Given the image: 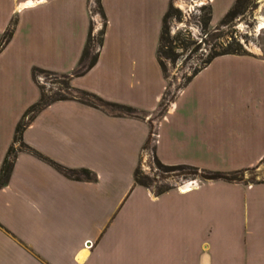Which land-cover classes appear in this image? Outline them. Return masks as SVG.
Wrapping results in <instances>:
<instances>
[{"label": "crops", "instance_id": "1", "mask_svg": "<svg viewBox=\"0 0 264 264\" xmlns=\"http://www.w3.org/2000/svg\"><path fill=\"white\" fill-rule=\"evenodd\" d=\"M171 2L100 0L104 33L97 59L83 75L71 78L70 85L141 115L113 116L64 100L33 117L21 135L33 153H17L7 185L0 188V264H264V182L215 180L194 190L168 189L158 195L135 184L149 135L156 138L152 154L165 166L232 173L264 157V35L257 53L219 56L201 69L153 128L167 87L156 53ZM207 3L213 25L235 0ZM180 9L189 11L187 6ZM0 13L5 14L0 35L11 19L16 22L0 51L1 168L17 123L40 98L32 69L71 74L92 25L90 0H0ZM13 45L20 58L50 49L69 67L26 62L35 98L9 122L5 93L14 74L8 70L20 63L17 54L9 55ZM35 45L41 50L34 51ZM231 62L236 63L229 66ZM215 64L221 69L215 71ZM96 72L110 84L108 92L79 83ZM220 72L236 78L239 92L228 82L215 89ZM203 77H212L209 87L197 92V99L181 100L184 89ZM149 88L154 102L139 104L143 101L137 97ZM43 159L65 169L89 170L95 180L68 179ZM221 236L237 243L239 255L217 254L214 239ZM172 242L178 243L173 259L168 255Z\"/></svg>", "mask_w": 264, "mask_h": 264}, {"label": "rangeland", "instance_id": "2", "mask_svg": "<svg viewBox=\"0 0 264 264\" xmlns=\"http://www.w3.org/2000/svg\"><path fill=\"white\" fill-rule=\"evenodd\" d=\"M173 5L184 7H189V11L187 14H184L181 12L180 8L174 7L177 11L181 14V20L176 21L175 18H172L169 23V35L170 37L174 36H184V31L186 30V34H188L189 39L191 42L199 43L200 39H204L205 36H203L202 31V24L201 19L203 17V11H200V8H207L208 3L207 0H172ZM191 1H196V3H199V6H194ZM192 5V7H190ZM90 13H91V25L93 28V36L94 39L98 37L99 31L102 29L104 25V21L100 15V12L98 10L97 6V0H90ZM3 13H0V18H4ZM220 21V20H219ZM261 22H264V0H248V2L243 6L242 10L235 15L231 20L224 26L219 27V22H216L213 25L208 26V30L212 31L214 28H219L216 32L213 33L212 37L210 36L206 38L208 44L202 45L201 49L197 50L195 53H191L192 47H189L187 51H177L176 54H178V60L175 63H171L170 61H166L167 63V70H168V80H167V87L165 90V96L162 100V104L157 110L156 115H160L164 113L166 108H168L171 104V101L173 100L174 96L177 94L175 91L176 86L178 84V78H180L181 74L186 72V70L189 68L191 61L195 58H198L200 56H206L209 54L210 46L213 44H232L233 42H236L241 46V50L243 51V54L246 55H252L253 53L258 52L259 48V41L261 37L264 35V25H260ZM219 37V38H216ZM21 45V43H19ZM16 46V45H15ZM35 45L33 46V50L35 51L37 48L41 50L42 46ZM16 48V47H15ZM97 50V47L95 46L94 52ZM9 55L12 56L13 54H17L18 58H20V55L14 51V45L9 49ZM11 52V53H10ZM189 56L190 60L187 59L184 62V59ZM204 56L202 58H204ZM30 61H39L40 63H49L53 67L61 68V69H67L69 64H65L62 61L58 60L57 55L52 50H46L44 52L38 51V53H33L31 56H24L21 55V58L19 60V64L17 66H13L12 72L10 74L12 75V78L8 79V89L7 93H5V96L7 98L8 102V109H9V122H12L16 117L19 115L20 110L24 108L29 102L33 101L35 98L34 89L32 88L28 76H27V65H25L26 62ZM45 61V62H44ZM68 62V61H67ZM236 62H231L229 66L235 64ZM5 67L7 68V64H5ZM221 64H215L213 68L215 71H218L221 69ZM233 67V66H232ZM252 67V66H251ZM50 72V71H49ZM54 73V72H53ZM215 74V73H212ZM208 74V75H212ZM220 75L218 83L214 82L213 86H215V89L220 87L222 83L228 82L230 87L235 91L239 92V86L240 84L234 78L228 73H218ZM101 77H99L98 73H93L87 75L84 80L82 79L79 81L81 84H85L88 87H91L95 90L100 91L101 93L108 92L110 88V84H107V82H103L102 77L103 74H100ZM155 80V88L157 89V81L154 76H152ZM151 77V78H152ZM212 78V77H211ZM210 77H203L201 79H197L195 82H191L185 89L183 97H181V100H187L191 96H195L197 92H201L202 89H205L208 86V80L211 79ZM252 77L247 79H252ZM62 81L61 78L58 76L50 75V74H44V73H37L35 75V83L38 85L39 88H42L43 91L49 96L52 93H57L58 88H61L62 85L60 82ZM138 96V93H134ZM142 97V98H141ZM141 97L138 96L137 98H140L143 102H138L141 105L149 106L152 104L153 101V91L150 90L147 93L143 92L141 93ZM196 97V96H195ZM197 99V97H196ZM134 101V100H133ZM136 103V102H135ZM121 105V104H119ZM104 111V110H102ZM107 114H110L107 111H104ZM138 112V111H137ZM113 116H126V115H113ZM156 119L157 117L153 116V128H155L156 125ZM155 136H151V140L148 143V151L144 152L141 157V165L139 167V178L145 182H147V186L152 192H157V189L160 187H167L170 189H175L177 191L186 192L191 189H197L201 187L204 183L208 181H215V180H207L204 179L206 177L205 172H213L209 170H202L197 169L196 172H192L189 170H175V171H167L160 169L154 162L152 150L155 144ZM251 171H245L242 174L238 175V178L242 179L241 183H244L245 185H254V182L263 183L264 182V162H259L258 164H255L251 166ZM147 178V179H146ZM251 181V182H248ZM257 183V184H258ZM229 213L228 210H224V214L227 215ZM177 244L178 243H171L170 248L168 251V255L171 259L176 258V252L177 250ZM214 246L219 249L217 251V254L224 255V252H233L236 255H239V247L237 243L235 244L233 242H230L229 236H221L217 239H214Z\"/></svg>", "mask_w": 264, "mask_h": 264}, {"label": "trees", "instance_id": "3", "mask_svg": "<svg viewBox=\"0 0 264 264\" xmlns=\"http://www.w3.org/2000/svg\"><path fill=\"white\" fill-rule=\"evenodd\" d=\"M248 2V0H235V3L231 7V9L221 18L219 21V27L226 25L231 18H233L235 15H237L243 8V6ZM97 6L98 10L100 12V15L104 21V15L103 11L100 6V0H97ZM200 11H203V17L201 19V24H202V31H203V36H205L204 39H200L199 43L191 42V40L188 37V34H186V30L184 31L186 37H181V36H174L170 37L169 35V27L168 23L172 18H175L176 21L181 20V14L179 11H177L174 7L172 2L169 3V6L167 8V11L163 15L162 18V25H161V31L159 35V40H158V48H157V53H156V58H157V63L161 69L162 75L164 79L167 81L168 80V70H167V62L170 61L171 63H175L178 60V54H176L177 51H187L189 47H192V50L190 51V54L193 52H197V50L201 49L202 45L208 44L206 38L210 36L212 37L213 33L216 32L219 28H214L212 31L208 30V26L211 20V9L208 6L207 8H200ZM15 19H11L9 23L7 24L6 28L4 29L3 33L0 35V51L7 45V43L10 41L13 30L15 28ZM103 33H104V25L102 29L98 33V37L96 40L94 39V36L92 34V26L89 28L87 40L84 46V49L82 51L81 57L79 59V62L77 64V67L71 74H57L49 71H44L40 70L38 68H33L32 69V77L35 79V75L37 73H44V74H50L54 76H58L59 78L62 79L60 84L62 85L61 88H58L57 93H52L49 96L43 91L42 88H39L40 91V98L39 100L30 106L22 115L21 119L17 123L15 130H14V135H13V140L8 148L6 155L3 159L1 168H0V188L4 187L7 185V182L9 180V176L13 167V163L15 160V157L18 152L20 151H29L32 152L27 146H25L22 142L21 135L22 132L25 130V128L29 125L33 117L41 111L43 108L47 107L53 102L56 101H64V100H75L78 101L82 104H85L87 106L96 108V109H101L104 111L109 112L111 115H126L129 117H140V113L137 112L134 108L124 106V105H119L116 103H111L103 100L99 96L84 91V90H79L75 89L70 85V80L73 77H78L83 75L85 72H87L95 63L97 59V50L94 52L95 46L97 49L101 46L102 43V38H103ZM219 38V37H216ZM233 45L225 44H213L210 46V51L209 54L204 56H200L198 58L193 59L190 63L189 68L186 70V72L182 73L180 78H178V84L176 86L175 91L178 92L180 91L201 69L206 67L213 59L223 56V55H241L243 54V51L241 50V46L237 44L236 42L232 41ZM189 59V56L184 59V62ZM166 94L164 93L161 103L159 107L162 104V100L164 99V96ZM175 97V96H174ZM160 114L159 116L156 115V117L162 116ZM151 134V132H150ZM150 135L148 138V142L150 140ZM147 142V143H148ZM154 159L155 164L165 172L167 171H175V170H189L192 172H196L197 168L190 167V166H165L162 165L157 158L153 155L152 156ZM45 160L48 164H50L52 167H54L57 171L62 173L66 178L72 179V180H84V181H93L95 180L94 175L86 169H79V170H70V169H65L57 164ZM261 162H264V157L262 158ZM139 167L134 172V181L135 184L141 185L144 187H147V182L141 180L139 178ZM245 171H251L250 169H245L241 170L238 172H232V173H221V172H205L206 177L204 179L207 180H220V181H225V182H241L242 179L238 178L239 174H242ZM147 179V178H146ZM251 182V181H248ZM257 184L258 182H254ZM170 188L167 187H160L157 189V192H153L154 194L158 195L161 194L165 191H167Z\"/></svg>", "mask_w": 264, "mask_h": 264}, {"label": "bare ground", "instance_id": "4", "mask_svg": "<svg viewBox=\"0 0 264 264\" xmlns=\"http://www.w3.org/2000/svg\"><path fill=\"white\" fill-rule=\"evenodd\" d=\"M260 25H264V22H261Z\"/></svg>", "mask_w": 264, "mask_h": 264}, {"label": "built area", "instance_id": "5", "mask_svg": "<svg viewBox=\"0 0 264 264\" xmlns=\"http://www.w3.org/2000/svg\"><path fill=\"white\" fill-rule=\"evenodd\" d=\"M261 28H264V26H263V27H261Z\"/></svg>", "mask_w": 264, "mask_h": 264}]
</instances>
